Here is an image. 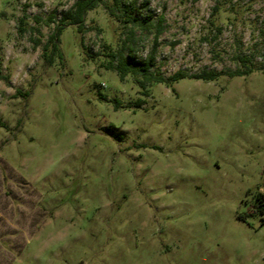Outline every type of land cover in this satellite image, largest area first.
I'll list each match as a JSON object with an SVG mask.
<instances>
[{"label":"rangeland","instance_id":"rangeland-1","mask_svg":"<svg viewBox=\"0 0 264 264\" xmlns=\"http://www.w3.org/2000/svg\"><path fill=\"white\" fill-rule=\"evenodd\" d=\"M75 2L0 0V264H264V0H105L49 65ZM125 42L188 77L122 81Z\"/></svg>","mask_w":264,"mask_h":264},{"label":"trees","instance_id":"trees-1","mask_svg":"<svg viewBox=\"0 0 264 264\" xmlns=\"http://www.w3.org/2000/svg\"><path fill=\"white\" fill-rule=\"evenodd\" d=\"M105 0H76L73 7L64 12L59 21L56 22L55 16L51 15L46 21H44L45 26H50L56 23L54 32L49 36L47 43L44 46L46 62L49 65H53L55 58L59 57L60 60L63 59V54L60 48V39L64 30L69 26H76L79 33L85 31V21L88 12L95 10L98 6L104 3ZM115 4L109 7L110 14L115 17L118 21L130 25L133 28H145L152 27L153 23L148 20H140L138 17L139 9L136 2H128L123 4V0H114ZM148 7V0H147ZM37 23L43 22L39 17L35 18ZM164 17H161L156 25L157 36H159L163 31ZM24 25V20H20V30L24 31L22 26ZM51 47L50 54L48 50ZM128 50V51H127ZM134 49L125 42V48L116 53L111 54V62L109 64V69L116 70L123 81L127 76L131 75L137 79L142 88H146L148 84L151 83H163L167 87H171L173 83L178 82L188 76L182 72L164 78L162 76H157L152 71L156 63V54L153 51L146 59L139 61L134 54ZM116 63V64H114ZM252 69H247L245 71H236L230 74L231 77H242L251 75ZM221 74L217 72H204L202 74H197L189 76L191 79L204 80V81H215ZM0 79H2L0 74ZM27 96L29 95L26 94ZM257 208L261 213H264V195L260 194L257 198ZM242 218V217H240Z\"/></svg>","mask_w":264,"mask_h":264}]
</instances>
